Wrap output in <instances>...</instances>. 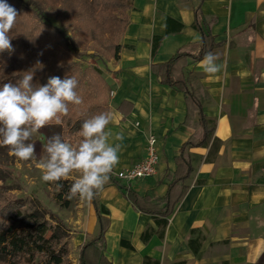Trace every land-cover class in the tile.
<instances>
[{
  "label": "crops",
  "instance_id": "crops-1",
  "mask_svg": "<svg viewBox=\"0 0 264 264\" xmlns=\"http://www.w3.org/2000/svg\"><path fill=\"white\" fill-rule=\"evenodd\" d=\"M196 10L202 29L214 37L211 52L222 70L210 76L202 59L188 58L183 73L214 130L203 145L185 148L192 171L163 227L110 180L98 191L109 220L104 255L113 264H143L145 257L158 264H256L264 253V0H131L118 58L105 71L111 117L106 131L113 133L110 143L121 144L111 174L141 161L153 134L157 171L128 185L156 202L180 162V148L196 142L198 109L161 83L153 67L179 49L198 51ZM167 24L172 32L166 33ZM155 36L161 41L152 53ZM116 134L123 139L115 140ZM84 202V230L70 242L76 264L80 247L97 228L93 202Z\"/></svg>",
  "mask_w": 264,
  "mask_h": 264
},
{
  "label": "trees",
  "instance_id": "trees-1",
  "mask_svg": "<svg viewBox=\"0 0 264 264\" xmlns=\"http://www.w3.org/2000/svg\"><path fill=\"white\" fill-rule=\"evenodd\" d=\"M20 1L22 2V0ZM53 2V0H38V2L36 0H27V4L32 6L34 9L33 12L35 11L34 13L42 20H44V8L50 7ZM119 6L122 7V4L112 3L108 5L109 8L113 9ZM198 14L196 10L193 23V26L200 32V45L198 51L192 54L186 49H179L168 61L153 65L161 83L182 92L186 96L188 102L198 109L199 123L194 133L197 139L196 142H186L180 148L178 156L180 162L177 163L172 173L167 174L169 180L167 191L165 195L156 202L152 201L149 195L138 194L131 189L128 184L124 185L120 179L113 177L112 174H110L109 179L111 183L124 192L136 209L154 216L159 227L165 225L166 220L164 218L172 212L174 204L178 201L183 192V182L192 171L190 158L185 148L203 145L210 133L214 130V126H209V121L205 119L198 99L188 89L183 73V68L188 58L194 61L201 60L204 55L211 52L215 46L213 35L202 29L201 19ZM108 19V23L111 25L113 32L123 27V31L125 30L127 18H118L115 15H111ZM169 21L168 19V23ZM27 24L28 22L21 26L23 29H19L18 27L15 29L13 27L8 33L11 37V44L14 51L0 53V84L17 82L23 75V70L34 73L32 81L34 86L44 85L51 76H59L62 79L65 76L75 77L78 80L76 91L78 95L82 97L83 102L81 104L85 105L81 107V104H69V110H74V119L68 116V121L67 119L66 121L67 124L71 123L74 126L81 127L82 122L90 118L94 114V111L101 106L99 103L91 100V98H94L96 86L89 77L91 74L94 78H97L98 81H101L99 84L101 88L102 78H100V69L95 66L82 69L77 62H74L73 58H82L85 53L80 52L76 47L68 43L64 33L60 29L50 27L51 25L46 24V26L51 29L48 33L52 32V40L50 44L38 45V39L35 38L33 32H28L29 26ZM181 26L182 25L178 23L177 30H179ZM19 30L23 31L22 33L19 32L17 35ZM169 32L172 31L169 29V24H167L166 33ZM32 36L36 40L38 48H35L34 52L36 54L32 56V58L29 56L28 61H24L22 54L25 42ZM160 41L161 36H155L153 38L152 53L156 51ZM120 47L119 42H115L112 45V57L114 59L118 58ZM86 104L88 105L86 106ZM119 108L122 109L121 104ZM107 110L108 103L105 108V111ZM48 126L40 129L41 133L46 134V128H48ZM8 151L9 149L7 147H0V152L5 153ZM72 182L73 181L65 180L55 182L59 190V197L65 196L69 192ZM6 192V188L0 187V264H36L35 260L38 257L39 262H37V264H65L67 256L69 255V248L68 243L62 241L65 232L60 223H57L52 228L51 234L47 236V232L51 229V226L48 225L42 211L36 209L27 214H22L20 208L23 207V203L20 200L6 201ZM97 195L98 192L92 200L97 217V228L94 235L80 247L78 264H113L104 255V232L108 227L109 220L106 211L99 207ZM158 217L161 219H158ZM149 235V232L146 230L142 234V239L146 241ZM120 244L127 248H132L126 240H121ZM150 262L158 264V261H150L147 257H145L143 264H150ZM174 264H183V261ZM256 264H264V253Z\"/></svg>",
  "mask_w": 264,
  "mask_h": 264
},
{
  "label": "rangeland",
  "instance_id": "rangeland-1",
  "mask_svg": "<svg viewBox=\"0 0 264 264\" xmlns=\"http://www.w3.org/2000/svg\"><path fill=\"white\" fill-rule=\"evenodd\" d=\"M19 1L7 0V3L12 5L18 13L16 23L13 26L15 29L17 27L23 29L21 26L28 22V32H33L39 45L50 44L52 40V32L48 33L51 29L46 24L58 28L64 33L68 43L80 52L85 53L82 58H73L74 62H77L82 69L93 66L100 69L101 88L99 86L101 81H98L93 75H89L92 83L96 86L94 98H91V100L101 105L94 111L93 115L102 112L107 113L108 110L105 111V108L109 99V87L106 82L105 71L108 70L110 63L114 60L112 45L115 42H120L125 31H123V27L113 32L111 25L108 23V17L115 15L118 18L123 17L126 19L131 0H53L54 2L50 7H45L43 10L44 20L40 19L34 13L35 11L33 12L34 9L27 4V0ZM36 1L38 2V0ZM112 3L122 4V7L109 8L108 5ZM22 31L19 30L17 35ZM36 47L38 48L33 36L26 40L22 54L24 61H28L29 56L32 58L36 54L34 52ZM25 72L27 71L23 70V75ZM84 105L81 104V107H84ZM68 116L74 119L73 109L69 110L67 115L60 117V124L52 121L46 128V134L41 133L39 130L32 135L29 142L33 143L36 148L32 160L21 161L12 156L10 151L0 152V187L7 189L6 201L20 200L23 203V207L20 208L22 214H27L36 209L42 211L48 225L51 226L47 236L51 234L52 228L60 223L65 232L62 241H66L69 248V255L65 264H76L75 258L70 255V242L76 233L84 230L85 202L78 197L73 199H68L66 195L59 197V190L55 182L42 181L41 171L37 167L40 158L44 154L43 148L48 137L60 134L64 141L73 144L80 139L78 136L80 126L67 124ZM76 177L77 174L72 173L67 179L63 180L73 181ZM35 262L36 264L39 262V257L36 258Z\"/></svg>",
  "mask_w": 264,
  "mask_h": 264
},
{
  "label": "clouds",
  "instance_id": "clouds-1",
  "mask_svg": "<svg viewBox=\"0 0 264 264\" xmlns=\"http://www.w3.org/2000/svg\"><path fill=\"white\" fill-rule=\"evenodd\" d=\"M17 16V10L7 0H0V53L14 51L8 33ZM218 59L216 54L206 53L200 61L203 72L210 76L219 73L222 65L217 63ZM33 76V72H25L17 82L0 85V147H7L10 154L21 161L34 158L35 145L28 142L34 133L52 121L60 124V117L69 112V104L83 102L76 91L78 80L75 77L51 76L44 85L34 86ZM110 121V115L103 112L85 119L78 131L80 139L75 144L64 141L60 134L48 137L37 165L41 180L58 182L76 173L67 198L93 200L119 163L121 144L110 143L113 133L106 131ZM114 139L123 137L116 134Z\"/></svg>",
  "mask_w": 264,
  "mask_h": 264
},
{
  "label": "built area",
  "instance_id": "built-area-1",
  "mask_svg": "<svg viewBox=\"0 0 264 264\" xmlns=\"http://www.w3.org/2000/svg\"><path fill=\"white\" fill-rule=\"evenodd\" d=\"M158 162L156 137L149 133L147 136L146 156L133 166L119 170L114 175L126 184H130L154 176L157 171Z\"/></svg>",
  "mask_w": 264,
  "mask_h": 264
}]
</instances>
